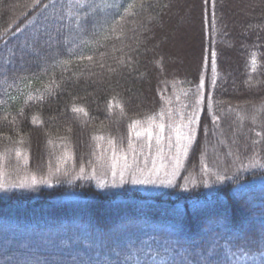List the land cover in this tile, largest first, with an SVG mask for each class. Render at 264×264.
<instances>
[{
    "label": "trees",
    "instance_id": "1",
    "mask_svg": "<svg viewBox=\"0 0 264 264\" xmlns=\"http://www.w3.org/2000/svg\"><path fill=\"white\" fill-rule=\"evenodd\" d=\"M199 95L173 186L98 188L57 168L64 151L89 168L103 138ZM260 111L264 0H0V169L50 180L0 191V264H264ZM206 147L257 164L204 181Z\"/></svg>",
    "mask_w": 264,
    "mask_h": 264
},
{
    "label": "rangeland",
    "instance_id": "2",
    "mask_svg": "<svg viewBox=\"0 0 264 264\" xmlns=\"http://www.w3.org/2000/svg\"><path fill=\"white\" fill-rule=\"evenodd\" d=\"M186 12L184 11L183 14ZM176 49L179 54L186 55L187 42L183 44L179 42ZM202 88L201 85L200 89ZM200 95L195 103L185 102L184 107L188 108H185L183 113L181 110L177 111L175 108L168 107L164 113L162 112L151 121L130 124L127 137L120 143L103 138V142L100 141L99 147L97 146L92 155L94 163L92 162L89 168L76 166L73 155L68 151L59 155L57 168L70 172L76 171L74 175L76 177L91 178L98 188L117 189L128 185L151 194L173 186L181 174L197 136L200 116L204 110L203 98ZM207 111L215 124L217 118L213 115L211 108L208 107ZM260 112L264 118V113ZM224 145L227 147L226 144ZM206 148V153H209L210 148ZM206 153L198 178L209 182H213L227 164H241L247 167L257 164L258 160V156L254 155V159L248 157L246 161L241 162L229 150L210 152L209 155ZM5 175L6 173L0 169V191L2 192L34 189L41 185L48 186L50 181L30 173L16 182L6 184L4 183ZM191 179L197 180L195 176Z\"/></svg>",
    "mask_w": 264,
    "mask_h": 264
},
{
    "label": "snow or ice",
    "instance_id": "3",
    "mask_svg": "<svg viewBox=\"0 0 264 264\" xmlns=\"http://www.w3.org/2000/svg\"><path fill=\"white\" fill-rule=\"evenodd\" d=\"M37 2H38V0H37ZM213 3H214V0H213ZM133 5H129V7L131 8ZM214 55V54H213ZM214 62V61H213ZM252 63L253 64H255V60L253 59V61H252ZM74 111H79V109H73ZM33 123L34 124H36V123H38V121L36 120V118H33ZM257 135L259 136L260 135V133L259 132H257ZM17 155H19V153H17Z\"/></svg>",
    "mask_w": 264,
    "mask_h": 264
}]
</instances>
